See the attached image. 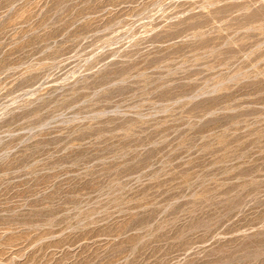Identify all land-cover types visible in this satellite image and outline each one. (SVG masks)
<instances>
[{
  "label": "rangeland",
  "instance_id": "rangeland-1",
  "mask_svg": "<svg viewBox=\"0 0 264 264\" xmlns=\"http://www.w3.org/2000/svg\"><path fill=\"white\" fill-rule=\"evenodd\" d=\"M0 264H264V0H0Z\"/></svg>",
  "mask_w": 264,
  "mask_h": 264
}]
</instances>
